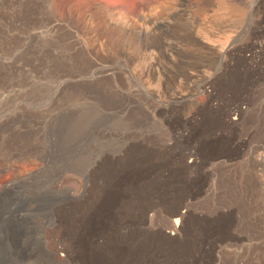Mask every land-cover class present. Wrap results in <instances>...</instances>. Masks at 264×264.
I'll return each mask as SVG.
<instances>
[{"label":"rangeland","instance_id":"rangeland-1","mask_svg":"<svg viewBox=\"0 0 264 264\" xmlns=\"http://www.w3.org/2000/svg\"><path fill=\"white\" fill-rule=\"evenodd\" d=\"M243 1L0 0V264H62L54 239L74 246L76 206L113 166L135 171L117 182L144 195L103 233L133 224L120 244L132 264L152 251V264H264V19L249 12L230 38ZM154 19L167 24L152 31ZM194 35L230 51L204 64ZM189 63L199 73L186 80ZM188 153L201 155L197 167ZM164 201L189 204L186 236L166 229ZM143 205L161 207L144 228L187 251L141 232Z\"/></svg>","mask_w":264,"mask_h":264},{"label":"bare ground","instance_id":"bare-ground-1","mask_svg":"<svg viewBox=\"0 0 264 264\" xmlns=\"http://www.w3.org/2000/svg\"><path fill=\"white\" fill-rule=\"evenodd\" d=\"M263 3H264V0H252L250 2L243 1L241 3V6H242V7H240L241 12L239 11L238 16L236 17V18H238L237 19L238 25L236 26L235 30L231 29V30H233L232 32L230 31L231 34L228 33L230 35V38L233 39L240 33L241 27H243L242 25L245 24V23L243 24V22L246 20V16L249 14V12L258 11L260 18L264 19V9L263 8L261 9V7H263ZM190 12H191V7L181 9V14L183 16L189 17ZM178 16L181 17L180 14ZM247 19H248V17H247ZM213 22H212V24H213ZM165 24H167V23L164 22L163 19H154L151 21V27L150 28L153 31V30L159 28V26L165 25ZM115 25L110 24V27L112 29L118 30L121 33L122 32L126 33V28L123 27L124 25L119 26V27H116ZM139 32L144 34L145 38L146 37L148 38L150 36V35L147 36L145 29H141ZM152 35H154V34H152ZM124 36H125V34H124ZM156 36H157V34H156ZM145 38H144V40H145ZM162 38H160V39L162 40ZM202 39H200L199 37L194 35V36H192L191 41H192V45H193L194 49L199 50L201 52L200 57H201V60H203L204 64L208 60L218 61L221 57L222 52H224L226 54L230 51L229 46H226V47L223 46L224 48L221 50L218 47H217L218 49H215L216 47L213 48L212 47L213 45L211 46L209 44L204 43ZM145 41L148 43V45L149 44L150 45L151 44H154V45L162 44L158 40H156L155 38L151 39V37L149 38V40H145ZM122 43H123V41H122ZM209 43H211V41ZM163 46H164V44H163ZM168 49H169V51H171V47L169 45H168V47L166 46L165 49H160V52L163 54L165 52L168 53ZM172 51H173V47H172ZM207 66H209V65H207ZM195 67H196V65H195ZM195 67H191L190 63L187 64L186 66H184L182 73L185 75L186 80H188L190 78V76H194L193 74L199 73V71H197L198 69H195ZM192 72H194V73H192ZM235 112H236V110H235ZM194 152H196V151H194ZM199 157L201 158V155L196 154V153H188L187 159H189V161H188L189 168L197 167V165L199 164V161L201 162L203 160V159L200 160ZM121 164H123V163H121ZM124 164H126V161L124 162ZM200 165H201V163H200ZM108 170L111 173H113V172H117V173L112 175L113 177L110 179L108 177H105V178L100 179L98 181V183H97L98 188H96L97 190H95L96 192L94 194V197L92 200H90V202L88 201L89 203L87 205H83V207H82L80 204H78L82 208H79V206H76V208L80 209V210H79V214H78L79 215L78 216V219H79L78 224L74 225V226H76V237H74V246L65 247L64 245H60L58 242L56 243V238L54 239L55 243L53 242V245H52V253L54 255L55 254L56 255L61 254L60 255L61 258L59 260L60 263H62V264H118L115 261L116 257H118V255H117L118 253H122L121 260L119 259V257L116 260L119 259V261L123 262V264H132L133 263L132 261H134V260L132 259L130 254L132 255V253L134 254L136 252L130 251V253H129L126 251L127 248L124 247V246L129 244L128 235H129V232L132 231L130 229L132 228L131 226L133 224L132 223H123V222L120 223L119 224L120 226L118 227L119 229L117 228V229H114L113 231H111V234L109 237L105 236L103 233L104 232L108 233L112 228L115 227V225H114V222L116 221L115 219H117L122 212V211L118 210L120 208V206H124L123 208H126V206L132 207V205L130 204L131 201L134 198H143L144 195L138 194L136 189L133 190L132 188L134 187V185L131 182H129V184H126L127 183V180H126L123 184L121 183V178H123V181H124L125 180L124 177L125 178H132L133 177V176H127L125 174H132L135 176L136 175L135 171L134 172L132 170L126 171L127 169L124 171V169H120L119 170L120 172L118 173L117 168L115 166H113L112 168H110ZM119 176H124V177H120V180L117 182V179L119 178ZM86 177L83 180L84 185H83L82 192L77 197L79 202L82 199V197L84 196L86 189H87L88 182H86L87 181ZM55 189L58 192V194L63 196V198H64L63 203H68V202L73 201L75 199L74 193L71 190H69L67 188H62L59 186H56ZM1 190H2V187H0V191ZM157 205L160 206L159 204H157ZM157 205H143L139 208L140 211H139V213H137V215H139L140 222L138 223L137 227L141 230V232L145 230V233L146 232L149 234L156 233V235L160 236L161 239L165 242H170L171 244H172V242H179V238L177 240L176 239L171 240V239L167 238L166 236H164L161 233V229L158 227L156 229H154L155 227H152L153 229H151V227L150 228H144L147 225L150 226L151 224H153L154 222L153 223H151V222L159 217V214H160L159 212H160L161 207L159 209H155L157 207ZM161 205H162V208L165 209V207L167 205H169V202L166 203L164 201V203H162ZM180 207L182 209V212L178 211L177 205H176L175 210H171L170 207L167 206V208H166L167 210L165 211V213L163 215L164 219L166 221V229H168L170 231V235H175L176 237H178L179 235L181 236L182 233H183V235L186 236L189 232V228H187V226L185 227V225H186L185 220L189 214V204L188 203H182V204H180ZM120 229H122V231H120ZM140 230H139V232H140ZM114 232L119 233L118 234L119 239H117V236L115 237ZM62 234H67V233L65 231ZM125 236H126V239L124 241V246H121L120 244L122 242V239H124ZM61 238H63V235ZM173 238H175V237H173ZM172 245L173 246L169 247V250L172 252H178V251L186 250L189 246L187 242H184L183 244H181L180 247L176 246V244H172ZM129 249H130V247H129ZM104 250H105V252H107L108 256L105 254V252H103ZM156 260H157L156 252L152 251V252H150V255H145L144 262L136 261V264H152V262H154Z\"/></svg>","mask_w":264,"mask_h":264}]
</instances>
